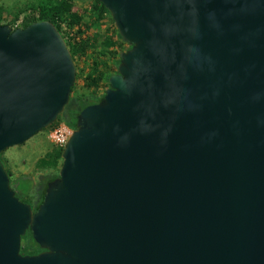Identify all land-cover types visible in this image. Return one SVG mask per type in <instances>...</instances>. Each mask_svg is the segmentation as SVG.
Returning <instances> with one entry per match:
<instances>
[{"label":"water","instance_id":"obj_1","mask_svg":"<svg viewBox=\"0 0 264 264\" xmlns=\"http://www.w3.org/2000/svg\"><path fill=\"white\" fill-rule=\"evenodd\" d=\"M98 1L129 47L34 211L0 161V264H264V0ZM74 72L49 20L0 23V151L55 120ZM26 229L43 250L19 253Z\"/></svg>","mask_w":264,"mask_h":264},{"label":"trees","instance_id":"obj_2","mask_svg":"<svg viewBox=\"0 0 264 264\" xmlns=\"http://www.w3.org/2000/svg\"><path fill=\"white\" fill-rule=\"evenodd\" d=\"M86 11L87 10L74 7L73 0L48 1L32 8V13H25L23 16L19 17V19H17L18 17H16V21H19L18 24L17 22L14 24V20H10V23L6 24L9 25L12 29L14 27H23L29 22L36 20H49L61 34L75 67L74 76H77L78 71L75 64V58L82 56L85 51V46L90 42L95 41L96 35L93 33H87V28H89L90 26H99L104 18L112 21L109 12L98 0H92L90 9L88 10V12ZM85 16H87V21L84 19ZM11 22H13V24ZM114 29L115 37L107 36L101 40V45L104 50L110 47H116L119 42H125L120 38L115 27ZM128 45L126 48H123L119 51L127 49L129 47ZM118 52L116 65L118 63ZM115 69L116 67L114 68L113 72H115ZM110 73H105L102 69L98 68L95 63L92 69L87 71L86 74L83 75L82 84H84V86H79V88L77 89L73 88L74 83L70 86V89L72 90L69 92L66 104L63 106L61 112L57 114L55 120L52 123L48 124L47 127L52 128L59 122H62L69 129L74 128L77 112L83 106L95 103L102 97L104 89L108 85L107 76ZM102 86L104 87V89L101 93L97 94L94 92L96 88ZM61 149V145L54 144L48 151L44 153L43 156H40L35 160V167L37 169H49L51 170V172H48L41 186H39L35 190L34 199H32L31 193H27L28 186L26 184L24 188L19 187L17 189L19 180H9V171L5 169L8 175L9 186L13 190L14 195L17 197L19 193H22V191H24L27 198L25 200L21 199V201L27 202L30 205L31 211H34L40 203L46 183L57 176V170L61 162ZM41 250L43 249L40 248L38 244L32 239L30 230L26 229L25 232L20 236L19 253L34 254Z\"/></svg>","mask_w":264,"mask_h":264},{"label":"rangeland","instance_id":"obj_3","mask_svg":"<svg viewBox=\"0 0 264 264\" xmlns=\"http://www.w3.org/2000/svg\"><path fill=\"white\" fill-rule=\"evenodd\" d=\"M48 1L55 0H0V23H10V20H14V24L16 22L18 24L19 21L16 20L19 19V17L23 16L25 13H32V8ZM73 3L74 7L87 10L86 12H88L92 0H73ZM16 17L18 18L16 19ZM84 19L87 21V16H85ZM11 23L13 24V22ZM87 30V33L96 35L95 41L85 46V51L82 56L75 58L78 73L73 79L74 89L79 88V86H84V84H82L83 75L91 70L95 63L97 67L102 69L105 73H113L117 62V52L126 48L128 45L126 42H119L116 47H110L106 50L102 48L101 40L104 37H115L113 22L107 18H104L99 26H90ZM103 89L104 87L102 86L96 88L94 92L99 94ZM71 90L72 89H70V91ZM61 123L62 122H59V124ZM49 129L50 128L47 126L41 128L21 143L9 145L0 151V161L3 167L9 171V180H19L17 189L19 187L24 188L26 184L28 186L27 193L32 194V199L35 198V190L41 186L48 172H51L49 169L41 170L35 167V160L43 156L44 153L54 145L47 136ZM17 197L20 200H25L27 198L24 191L19 193Z\"/></svg>","mask_w":264,"mask_h":264},{"label":"clouds","instance_id":"obj_4","mask_svg":"<svg viewBox=\"0 0 264 264\" xmlns=\"http://www.w3.org/2000/svg\"><path fill=\"white\" fill-rule=\"evenodd\" d=\"M119 87L121 88V90H126V80L124 78L120 79V84ZM141 124V128L140 130L142 132L144 131H151V130H155L156 127H159V125H148L146 124L143 120H141L140 122ZM133 131H136L135 129ZM170 131V126L168 128H165L161 134H160V144L161 146H164L167 143V136H168V132ZM131 137V134H125L124 136H122L120 138V143L123 144H127V142H129Z\"/></svg>","mask_w":264,"mask_h":264},{"label":"built area","instance_id":"obj_5","mask_svg":"<svg viewBox=\"0 0 264 264\" xmlns=\"http://www.w3.org/2000/svg\"><path fill=\"white\" fill-rule=\"evenodd\" d=\"M70 130L71 129L64 124L58 123L48 130L47 136L54 144L63 146Z\"/></svg>","mask_w":264,"mask_h":264},{"label":"crops","instance_id":"obj_6","mask_svg":"<svg viewBox=\"0 0 264 264\" xmlns=\"http://www.w3.org/2000/svg\"><path fill=\"white\" fill-rule=\"evenodd\" d=\"M114 37V36H113Z\"/></svg>","mask_w":264,"mask_h":264},{"label":"flooded vegetation","instance_id":"obj_7","mask_svg":"<svg viewBox=\"0 0 264 264\" xmlns=\"http://www.w3.org/2000/svg\"><path fill=\"white\" fill-rule=\"evenodd\" d=\"M129 46V45H128Z\"/></svg>","mask_w":264,"mask_h":264}]
</instances>
